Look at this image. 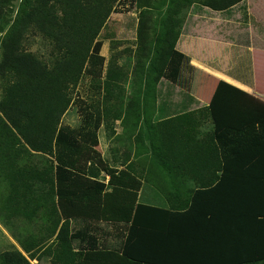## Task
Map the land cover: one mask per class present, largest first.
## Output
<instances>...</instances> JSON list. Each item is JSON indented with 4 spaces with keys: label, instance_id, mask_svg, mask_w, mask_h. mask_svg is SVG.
<instances>
[{
    "label": "trees",
    "instance_id": "16d2710c",
    "mask_svg": "<svg viewBox=\"0 0 264 264\" xmlns=\"http://www.w3.org/2000/svg\"><path fill=\"white\" fill-rule=\"evenodd\" d=\"M12 1L0 0V24L9 15ZM121 1L23 0L11 28L0 40V75L5 84L0 99V177L6 182L7 200L19 207L28 219L44 209L42 214L46 220L41 237L20 238L24 252L18 248L2 252L0 264H33L32 260L39 258L37 250L53 256L52 264L264 262V247H259V241L264 243V233L254 223L246 237L254 246L252 253L246 257L232 255L235 191L231 185L235 178L229 174L235 171V160L231 157L235 155V114L240 111L237 102L257 103L250 122L261 126L256 134L260 142L255 148L260 153H264V102L224 80L218 82L206 107L216 140L207 149L225 156L218 163L184 160L183 156L199 155L206 150L199 143L184 147L167 136H151V154L164 171H180L202 164L222 172L217 179L201 183L189 199L180 196L178 203L170 207L140 201L143 182L129 170L111 174L109 183L100 180L102 171H110L97 149L100 127L103 123L109 124L102 114L98 116L88 109L87 120L80 127L60 125L73 101L72 91L84 73L92 74L103 64L102 43L97 39ZM239 1L202 0L199 3L223 10ZM133 2L141 9L138 63L143 69L148 67V73H153L159 81L196 0ZM156 10L163 15L158 33L157 23L152 22ZM192 22L190 17L185 31ZM29 32L50 41L51 65L25 48ZM115 68L112 62L106 76L107 99L112 87L122 80ZM38 155L45 159L42 167L33 163ZM79 219L124 223L126 237L118 248H101L97 236L88 227L73 229L72 220ZM223 219L228 221L227 225L221 223ZM53 238L51 245H45ZM237 238L240 241L242 236Z\"/></svg>",
    "mask_w": 264,
    "mask_h": 264
},
{
    "label": "crops",
    "instance_id": "0c3cea01",
    "mask_svg": "<svg viewBox=\"0 0 264 264\" xmlns=\"http://www.w3.org/2000/svg\"><path fill=\"white\" fill-rule=\"evenodd\" d=\"M201 6L204 11L192 15L193 22L187 31L186 27L184 28L161 79L184 95L167 93L163 95L165 99L152 101L146 121L144 109L141 110L144 115L142 119H139L138 112L134 114V130L128 120L126 125L120 120L121 132L125 129L124 142L130 146L132 154L127 155L128 164L120 166L119 172L129 170L140 179L138 167L129 168V164L148 157L137 153L134 147H143L144 150L149 148L151 136H167L179 146L190 147L193 143H199L206 147L199 155L183 156L184 160L207 163L224 160L223 154L212 153L207 149L214 146L216 140L213 135L214 124L206 107L210 104L220 80L264 102V0H241L223 10L202 4ZM237 103L240 111L238 115L235 114V155L231 157V160H235V171L229 173L235 178V183L232 182L231 185L235 191V217L232 219L235 227V245L232 255L246 257L252 253L250 251L254 247L250 240H246L252 223L260 226L258 231L264 233V153L255 151L257 142H260L256 134L261 131V126L250 122L257 103L253 100ZM141 126H144V139L142 141L137 138L138 143L132 145V139L136 138L133 133L138 135ZM100 137L99 131L101 143ZM102 172L103 175L109 176L107 172ZM161 172L156 173L150 183L153 188L157 187L165 194L170 195L172 191V196L163 198L164 205L147 202L157 207H170L178 203L177 199L181 194H191L201 183L217 179V176L222 174L221 171L202 164L196 168L189 166L180 171ZM156 176H159L158 179ZM100 180L109 183L110 177L108 180ZM143 184L139 191L140 201H143ZM259 210L263 212L257 214L256 211ZM260 219H263V222ZM220 221L227 225V220ZM72 226L74 230L88 227L97 236L100 247L109 249L120 247L127 232V225L124 223L79 219L72 220ZM239 235L242 236L240 241L237 238ZM259 243V247L263 248L264 243ZM239 245L242 247L237 248ZM75 249L79 250V247Z\"/></svg>",
    "mask_w": 264,
    "mask_h": 264
},
{
    "label": "rangeland",
    "instance_id": "374dc122",
    "mask_svg": "<svg viewBox=\"0 0 264 264\" xmlns=\"http://www.w3.org/2000/svg\"><path fill=\"white\" fill-rule=\"evenodd\" d=\"M201 1L196 0V4L191 8L183 28L187 27L189 18L192 15L201 14L204 11V8L199 4ZM22 2L23 0L12 1L9 15L0 24V40L11 28L13 20L21 9ZM140 13L141 9L135 5L133 0H122L118 4L116 11L110 15L97 39L102 43L100 56L103 59V64L98 65L97 70H94L92 74L88 72L84 73L72 91L73 101L60 124L73 128L80 127L87 120L88 109L98 116L102 114V117L106 119L104 121H108L109 124L103 123L100 127L101 143L97 147L110 169L108 177L103 175V172L100 174V178L106 180H108L111 174L120 173V166L128 164L127 155L132 154L131 150H129L130 146H127L124 142L126 141L125 129L121 132L119 126L121 124L120 120H123L122 123L124 125H126L128 120V124L131 127L133 126L134 130L136 128L135 113L138 112L139 119H142L144 115L141 110L144 109L146 121L148 108H150L155 100L165 99L163 95L167 93L170 95L183 94L176 91L173 85L162 80L156 81L153 76L154 74L150 75L148 73V67L143 69L142 64L139 65L137 47ZM159 14L160 11L156 10L152 21L157 23V33L160 30V20L163 16ZM24 46L27 50L36 53L42 60L48 62L50 65L52 64L51 53L53 46L48 39L42 37L40 34L29 32L24 41ZM1 58L2 47L0 44V60ZM112 62L115 63V72L121 73L122 80L119 81L118 85L112 87L110 96L107 99L105 80ZM4 85L0 75V99L3 95ZM113 85L115 84L113 83ZM127 110L129 112L126 114ZM117 114L119 115L118 119L116 118ZM143 129L144 126H141L138 135L135 132L133 133L136 138L132 139V145L138 143L137 138L143 141ZM134 149L140 155L144 154L148 156L129 164L130 168L133 166L138 167L140 179L144 182L141 200L164 205L163 198L172 196L171 189L170 195L168 193L165 194L161 189L157 187L153 188L150 183L156 173L164 171L163 167H161L160 163L155 162V156L150 155V148L146 147L144 150L143 147H140V149L134 147ZM33 163L42 167L45 164V159L43 156L38 155L34 157ZM6 190V182L0 177V254L16 248L23 251L19 242L20 238L31 235H40L41 237L43 235V225L46 224V220L42 214L44 209L35 214L33 218L28 219L23 212H20L19 207H15L14 203L7 200L6 195L8 193ZM190 195L185 193L180 196L189 199ZM53 240L54 238L49 240L45 245H51ZM117 243L119 244V242ZM55 248L56 244L54 243L53 249ZM37 251L39 260H32L33 264H52L53 256L45 254L43 250Z\"/></svg>",
    "mask_w": 264,
    "mask_h": 264
}]
</instances>
